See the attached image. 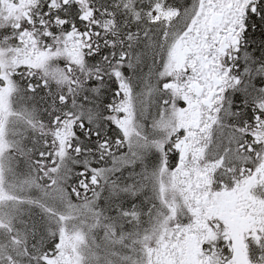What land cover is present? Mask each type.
Wrapping results in <instances>:
<instances>
[{"label": "snow or ice", "instance_id": "1", "mask_svg": "<svg viewBox=\"0 0 264 264\" xmlns=\"http://www.w3.org/2000/svg\"><path fill=\"white\" fill-rule=\"evenodd\" d=\"M0 264H264V0H0Z\"/></svg>", "mask_w": 264, "mask_h": 264}]
</instances>
